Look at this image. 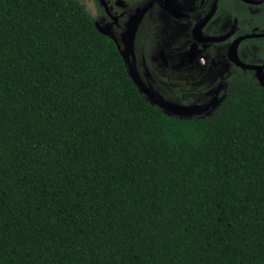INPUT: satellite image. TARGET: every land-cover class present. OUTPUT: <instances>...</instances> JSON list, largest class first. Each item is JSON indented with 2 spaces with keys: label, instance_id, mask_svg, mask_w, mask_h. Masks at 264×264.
I'll use <instances>...</instances> for the list:
<instances>
[{
  "label": "trees",
  "instance_id": "obj_1",
  "mask_svg": "<svg viewBox=\"0 0 264 264\" xmlns=\"http://www.w3.org/2000/svg\"><path fill=\"white\" fill-rule=\"evenodd\" d=\"M0 264H264V87L169 116L80 0H0Z\"/></svg>",
  "mask_w": 264,
  "mask_h": 264
},
{
  "label": "flooded vegetation",
  "instance_id": "obj_2",
  "mask_svg": "<svg viewBox=\"0 0 264 264\" xmlns=\"http://www.w3.org/2000/svg\"><path fill=\"white\" fill-rule=\"evenodd\" d=\"M80 2L148 100L214 109L237 77L260 84L250 67L264 75V0Z\"/></svg>",
  "mask_w": 264,
  "mask_h": 264
},
{
  "label": "water",
  "instance_id": "obj_3",
  "mask_svg": "<svg viewBox=\"0 0 264 264\" xmlns=\"http://www.w3.org/2000/svg\"><path fill=\"white\" fill-rule=\"evenodd\" d=\"M251 69H255L257 70V76L260 80V85L262 87H264V75H263V68H253V67H250ZM129 71V69H128ZM130 76L132 77V80L134 81V83L136 84L137 87H139L138 83L135 81V78L134 76L132 75L131 72H129ZM152 104H155L157 105L159 108H161L166 114H168L169 116H179L180 118H191L193 116H195L196 114H193L194 112H197L195 111L194 107H182V106H179V105H174V104H171L169 102H159L157 100L155 101H151L149 100ZM192 110H194L193 112H191ZM181 112H184L185 114L181 113ZM191 112V113H189Z\"/></svg>",
  "mask_w": 264,
  "mask_h": 264
},
{
  "label": "rangeland",
  "instance_id": "obj_4",
  "mask_svg": "<svg viewBox=\"0 0 264 264\" xmlns=\"http://www.w3.org/2000/svg\"><path fill=\"white\" fill-rule=\"evenodd\" d=\"M87 6L91 9V5L90 4H87ZM89 9V11H91ZM157 101H159V102H162V100H160V99H157ZM210 102V100L209 101H207V104ZM198 109H201L199 112H194L193 114H196L195 116H198V117H201V116H205V115H208L212 110H213V107H210V108H207L206 110H205V107L203 106V107H201V108H198ZM194 110H192L191 112H193ZM191 112H189V113H191ZM201 112H205V113H202L201 114ZM181 113H183V114H185L184 112H181Z\"/></svg>",
  "mask_w": 264,
  "mask_h": 264
}]
</instances>
